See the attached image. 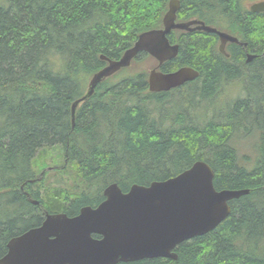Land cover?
Wrapping results in <instances>:
<instances>
[{"label": "trees", "instance_id": "1", "mask_svg": "<svg viewBox=\"0 0 264 264\" xmlns=\"http://www.w3.org/2000/svg\"><path fill=\"white\" fill-rule=\"evenodd\" d=\"M0 1V257L46 212L73 216L110 183L125 192L203 160L215 189L248 192L214 229L179 243L176 259L117 264H264V12L246 6L259 0H179L176 21L202 20L246 45L228 42L223 54L215 33L172 30L178 53L158 69L189 66L194 80L149 91L141 53L78 104L73 125L71 104L100 56L117 59L161 28L169 0ZM51 50L66 57L62 75L49 70ZM52 149L60 167H46Z\"/></svg>", "mask_w": 264, "mask_h": 264}, {"label": "water", "instance_id": "2", "mask_svg": "<svg viewBox=\"0 0 264 264\" xmlns=\"http://www.w3.org/2000/svg\"><path fill=\"white\" fill-rule=\"evenodd\" d=\"M179 6V0H169L162 27L138 34L119 58L100 56L106 64L91 75L84 94L71 104L72 125L78 104L93 94L97 84L129 67L141 53L157 62L147 73L149 91H168L194 80L198 72L189 66L170 72L158 69L178 53V44H171L167 37L172 30L215 33L223 54L228 42L246 45L202 20L177 22ZM248 8L264 12V0L252 2ZM253 56L247 53L246 61ZM213 177L210 165L197 160L170 178L148 185L135 183L125 192L110 183L103 189L104 199L96 206L84 205L73 216L46 212L38 226L10 238L0 264H117L154 257L176 259L174 248L179 243L214 229L230 213L229 201L248 192L217 190Z\"/></svg>", "mask_w": 264, "mask_h": 264}, {"label": "rangeland", "instance_id": "3", "mask_svg": "<svg viewBox=\"0 0 264 264\" xmlns=\"http://www.w3.org/2000/svg\"><path fill=\"white\" fill-rule=\"evenodd\" d=\"M1 2V1H0ZM249 5V2L246 3V6ZM156 64V61L152 58V57H148V58H145L144 60H142L140 63H138V67L139 68H145L147 71H149L151 68H153ZM234 87V91L231 93L232 95H234L235 93L234 92H237L236 90V86H232ZM225 93H228L230 94V92L228 90L225 91ZM232 97V96H231ZM58 149H52L50 151V153L52 154V158L51 159H46L47 160V166L49 167H52V168H57V167H60L59 164H60V156L57 157L58 155H56V152H57ZM54 156V157H53ZM61 165V164H60ZM50 168V169H52ZM50 169H47L49 173V179L51 180L53 178V175H54V169L50 170Z\"/></svg>", "mask_w": 264, "mask_h": 264}, {"label": "clouds", "instance_id": "4", "mask_svg": "<svg viewBox=\"0 0 264 264\" xmlns=\"http://www.w3.org/2000/svg\"><path fill=\"white\" fill-rule=\"evenodd\" d=\"M48 67L53 74H64L66 71V57L61 53L51 50L48 54Z\"/></svg>", "mask_w": 264, "mask_h": 264}]
</instances>
